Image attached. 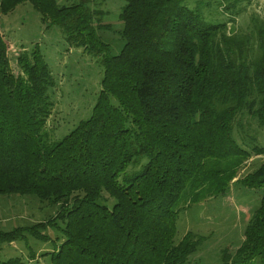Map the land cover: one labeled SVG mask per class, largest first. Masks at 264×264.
I'll return each mask as SVG.
<instances>
[{
    "label": "trees",
    "instance_id": "obj_1",
    "mask_svg": "<svg viewBox=\"0 0 264 264\" xmlns=\"http://www.w3.org/2000/svg\"><path fill=\"white\" fill-rule=\"evenodd\" d=\"M208 20L199 0H125L117 54L98 34L110 30L94 0H0V15L30 2L47 27L94 56L103 71L89 118L58 140L48 121L55 78L39 49L23 51L15 73L0 30V195H34L57 207L37 224L0 230L4 244L49 240L60 230L51 264H192L204 237L176 241L183 195H226L233 183L260 194L235 252L223 264H264V159L243 177L253 155L243 115L264 126V20L247 31ZM200 199V197H194ZM34 253V252H33ZM31 256L34 257V254ZM19 257L0 264H22Z\"/></svg>",
    "mask_w": 264,
    "mask_h": 264
},
{
    "label": "rangeland",
    "instance_id": "obj_2",
    "mask_svg": "<svg viewBox=\"0 0 264 264\" xmlns=\"http://www.w3.org/2000/svg\"><path fill=\"white\" fill-rule=\"evenodd\" d=\"M75 0H58L60 5ZM94 6L105 11L102 22L110 25V30H101L99 36L110 44L111 53L117 54L123 45L119 34L122 28L120 13L125 0H94ZM199 0H185L191 8L197 7ZM202 13L208 20L227 22L230 18L228 5L232 0H202ZM239 13L235 23L228 27L235 31H247L252 15L264 20V0H239ZM0 30L8 43V53L15 73L19 72L16 61L23 51L39 49L49 65L56 85L50 89L55 107L48 121L50 138L58 140L72 131L82 120L89 118L101 90L102 67L94 56L81 48L70 46L61 29L47 27L40 13L30 2L17 5L10 13L0 15ZM243 125L236 132L238 138L246 140L254 137L255 143L264 147V126L255 119L243 115ZM264 159V154L253 155L238 172L237 178L256 169ZM260 194L246 188L242 183H233L226 195L208 197L194 193L183 195L176 204L179 210L176 224V241L188 232L204 237L199 249L191 256L192 264H223V252L233 254L243 239L244 229L260 203ZM194 197H200L196 199ZM56 208L41 204L34 195H0V230H11L17 226L37 224L54 216ZM49 240L28 236V242L17 241L4 244L0 250V261L19 257L22 264H51L50 255L60 244V230L57 226L46 229ZM34 252V253H33ZM34 254V257L31 254Z\"/></svg>",
    "mask_w": 264,
    "mask_h": 264
}]
</instances>
